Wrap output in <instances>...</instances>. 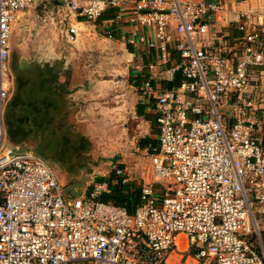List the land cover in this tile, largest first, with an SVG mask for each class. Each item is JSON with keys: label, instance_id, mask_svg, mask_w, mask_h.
Here are the masks:
<instances>
[{"label": "built area", "instance_id": "built-area-1", "mask_svg": "<svg viewBox=\"0 0 264 264\" xmlns=\"http://www.w3.org/2000/svg\"><path fill=\"white\" fill-rule=\"evenodd\" d=\"M40 2L94 25L114 11L105 38L116 26L154 53L140 92L155 100L159 150L134 214L99 199L108 182L66 198L53 168L8 138L12 29ZM238 2L0 0V264H264V12ZM177 73L178 86L154 85Z\"/></svg>", "mask_w": 264, "mask_h": 264}, {"label": "crops", "instance_id": "crops-1", "mask_svg": "<svg viewBox=\"0 0 264 264\" xmlns=\"http://www.w3.org/2000/svg\"><path fill=\"white\" fill-rule=\"evenodd\" d=\"M55 4L56 6H59L58 3ZM236 9L241 12H254L257 10L259 14L264 12L261 0H239ZM24 12H20L17 17L19 18L20 14ZM113 17L114 11H109L103 15L99 23L91 25L95 28L96 33L100 34L105 41L113 43L112 46L128 51L127 56L130 58V64L132 63L131 70L129 71V82L138 91V102L135 115L139 120L137 126L133 127L136 129V133L140 135L137 144L135 145L130 136V143L126 148L127 150L122 152V155L117 158V163H119V165L112 168L113 170L111 172L109 170H100L101 165H99L98 162L100 158L98 153H100L99 147L101 146V143L108 141L109 137L114 139V137H112L113 133L120 135L124 134L126 131L129 132L130 126L126 127L124 125L126 119L122 113L115 117L112 115L108 116L110 112H112V109L109 108H103L101 112H95V109H97V105L99 104L94 101L99 99L103 104V102L107 100V97H109L107 90L109 83L101 82L98 85H92V81L87 82V80L78 83V76L74 65L70 61L65 63L61 60V57L54 58L51 62L46 61L41 64L48 65V68L52 71L54 83L53 92L58 97L60 107L52 114V124L47 123V120H49V113L48 115L45 114L46 117L43 120H40L39 123L42 124V127L39 128V126H36L35 128L34 125L29 126V128L32 129V133H35V131L38 132V130L42 132L41 142L43 141L45 147L48 145V136L53 137L54 146H52L47 152H53L57 155L54 159L53 166L58 171V174L56 175L61 186L71 185L73 183L79 186V184L90 180L87 182V185H89L92 182L90 189L86 188L83 190L79 188L81 191L80 196L84 197L89 196L92 192L93 184L96 183V173L99 175L97 182H108L110 184L108 180L112 179L111 182L115 185L114 180L116 178V168H122L125 170L126 176L129 179V184L142 188L145 183L152 180L150 156L159 150V129L155 112V100L153 98L143 97L140 92V87L144 81L148 80L151 76L148 67L155 59L154 53L149 51H145L144 53L141 51L139 52L134 47L125 43V34L116 26H114V40L105 38L102 23L111 20ZM225 17V15L218 16L217 23L219 30L225 31ZM70 19L79 22V24L83 23V21L75 20L73 17H70ZM233 33L237 34L234 30ZM173 58L177 59L176 53L173 54ZM174 79L175 77H168L166 79L156 78L154 80V85L162 87L163 89H171L175 87L169 86L174 82ZM9 81L11 88L12 80L9 78ZM99 113L105 115V118L102 119L101 117V119H99ZM119 122L121 123L119 125L122 127H119L118 131L116 130L112 133V130L118 127L116 125ZM15 128L22 133V136L12 133L9 137L7 133L11 143L20 145L25 149H30L26 140H23L24 132L22 131L24 128L21 129L20 125ZM46 129L48 130V133L42 131ZM101 134L106 139L98 140L95 138L96 135L100 136ZM37 135L38 133H36V136ZM90 136H93V138H88ZM38 139L39 138L37 137L35 138L36 141ZM63 144H65L67 148H63ZM132 148H134L138 154L132 155L130 153ZM59 154L61 155L59 156ZM99 179L103 180L99 181ZM262 228L264 231V222L262 223Z\"/></svg>", "mask_w": 264, "mask_h": 264}, {"label": "rangeland", "instance_id": "rangeland-1", "mask_svg": "<svg viewBox=\"0 0 264 264\" xmlns=\"http://www.w3.org/2000/svg\"><path fill=\"white\" fill-rule=\"evenodd\" d=\"M57 6L54 2H40L20 14L19 18L17 17L12 29L13 65L14 67L36 65L61 57L65 63L70 61L74 65L78 83L86 80L87 82L92 81V85H98L101 82L109 83L107 88L109 97L103 104L99 99L94 101L99 104L95 112H101L103 108L112 109L108 116L115 117L122 113L126 119L124 125L130 126L129 132L116 135L113 131H118V128L122 127L119 125L120 122L117 123L118 127L112 130L113 135L111 134L114 139L109 137V140L104 141L105 143L102 142L103 144L101 143L99 147L100 170L111 172L112 168L119 165L117 158L127 150L130 143L129 137L131 136L135 145L140 139V135L133 128L137 126L139 119L135 115L138 91L129 82L132 63L130 64L127 50L112 46L113 43L105 41L100 34L96 33L91 24L86 22L79 24V22L73 21L66 8ZM98 116L99 119L105 118V115L100 113ZM34 137L26 139L27 145L58 174L57 169L53 166L54 160L40 146L39 139L36 141ZM88 138H93V136ZM95 138L106 139L102 134L96 135ZM134 148L130 150L132 155L138 154ZM95 177V182H97L99 175L96 173ZM89 181H85L79 186L74 183L62 186L64 196L68 198L80 196L79 188L83 190L91 188L92 182L87 185ZM261 232V242H258V246L260 251L264 252L262 224L260 225V234Z\"/></svg>", "mask_w": 264, "mask_h": 264}, {"label": "flooded vegetation", "instance_id": "flooded-vegetation-1", "mask_svg": "<svg viewBox=\"0 0 264 264\" xmlns=\"http://www.w3.org/2000/svg\"><path fill=\"white\" fill-rule=\"evenodd\" d=\"M8 75L12 80V87L10 88L9 102L5 112L4 122L9 137L12 133L22 136V133L15 128L20 125L21 129L24 128L22 131L24 132L23 140L35 136L34 138H39L40 146L48 151L54 146L53 137L48 136V145L45 147L43 141L41 142L42 132L40 130L38 132L34 130L35 133H32V129L29 126L34 125L35 128L36 126H39V128L42 127V124L39 122L46 117L45 114L48 115L49 113L47 123L52 124V114L60 107L58 97L53 92L54 83L52 71L48 68V65L41 64L17 65V67H14L11 56ZM46 130L42 131L48 133V130ZM36 133H38L37 136ZM62 147L67 148L65 144ZM48 155L53 160L57 156L53 152H49Z\"/></svg>", "mask_w": 264, "mask_h": 264}, {"label": "trees", "instance_id": "trees-1", "mask_svg": "<svg viewBox=\"0 0 264 264\" xmlns=\"http://www.w3.org/2000/svg\"><path fill=\"white\" fill-rule=\"evenodd\" d=\"M182 80L183 78L181 74L177 73L174 82L169 86H178ZM102 180L103 179H99V181ZM108 181L110 182V193L102 194L99 199L105 203H112L117 206L125 207L130 214H134L136 209L142 203V188L136 187L129 183L123 184L122 182L113 185L111 182L112 179Z\"/></svg>", "mask_w": 264, "mask_h": 264}]
</instances>
